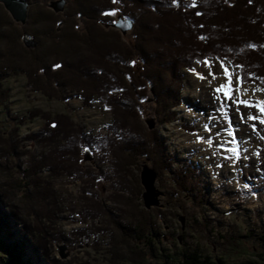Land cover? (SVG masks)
<instances>
[{
  "label": "trees",
  "instance_id": "trees-1",
  "mask_svg": "<svg viewBox=\"0 0 264 264\" xmlns=\"http://www.w3.org/2000/svg\"><path fill=\"white\" fill-rule=\"evenodd\" d=\"M28 1L42 5L40 12L31 11V18L36 17V14L44 18L41 13L47 14L48 9L43 3L45 0ZM68 1L63 16L59 17L53 12L47 14L54 17L52 27L47 30L39 28L35 21L31 23L32 19L25 26L21 25V28H18L19 24L14 23L10 17L0 18V106L6 105L9 95V89L1 87L4 81L9 76L24 73L32 91L44 93L48 98L56 96L58 99L66 97L65 94H71L80 97L88 106L100 102L110 108L113 115V122L107 126L109 135L105 137L100 134L102 136L100 142L91 135L87 138L81 127H76L74 120L69 116L64 117L61 127L58 120L48 122L43 129L29 135L35 141V145H39L36 149L40 152L39 158L34 161L37 154L32 153L33 161H26L28 169L25 165L24 167L20 165L19 169L10 172L7 161L4 162L3 159L7 160L14 156L20 158L21 154L26 157V152L17 150L16 144L18 142L22 144L24 137L17 138L14 134L15 139L11 141L8 134L4 135L7 132L0 127L5 141L9 143V150L3 147L0 149V180L4 174L13 178L18 176L19 179L11 184L13 192L4 196L12 203L0 202L5 203V208L14 211L15 214L22 213L29 223L28 226L31 225L27 228L28 232H31V229L35 232V234L31 232L35 240L39 238L51 246L50 236H56L54 232H49L53 221L50 219L48 222V218L50 212L52 214L53 211L58 212V207L53 209L56 205L54 202L52 206L40 205L42 200L47 201L50 196L49 188L42 185L40 177V170L43 169L41 164L45 160L50 162L53 172H58L64 166L66 156L64 158L63 155L66 151L73 153L74 158L76 157L75 164H78L81 147L94 144L102 146L106 142L111 153L114 152L112 156L117 160L113 161V164L121 177L117 184L122 190L128 188L123 181H126V176L131 171L129 166L141 167L142 159L152 160L155 171L158 175L164 176L169 174L166 172L168 164L172 166L176 159L165 146L159 128H155L154 125L149 128L150 125H146L142 118L141 104L148 100L145 93L149 85L154 88L158 117L160 119L168 117L171 121L174 112L170 109L182 99L180 83L184 78V70L193 69L195 63H203L217 57L219 61L239 69L243 82H257L264 78V0ZM118 6L126 17L135 22L132 42H127L117 29L107 24L108 21H112L108 14ZM206 16L210 18V33L196 32L197 25L204 29L207 27V24L202 22ZM80 20L85 21L83 29ZM60 23L62 33L56 29ZM3 25L12 31V38L6 36V31L3 32ZM48 31L49 34L46 33ZM23 32L29 33L26 34L29 47H24L18 40ZM190 34L193 37H190ZM66 36L69 41L65 40L62 43L58 41L64 40ZM49 37L51 39H48ZM6 43L9 47L11 45L8 51L5 50ZM67 53L77 58L69 59V63ZM45 54H49L52 59L45 61ZM22 58L23 63L20 62ZM178 83L180 85L176 89ZM71 95L67 98L70 99ZM32 111L34 110H31L30 117L39 110ZM130 124L132 129H129ZM10 136L12 137V134ZM66 137L73 142L74 147L71 149H69L71 141ZM32 151L34 150H29L30 153ZM129 157L133 158V161H130ZM170 172L175 173L174 176H170L172 182L178 188H185L188 175L195 172L194 163L186 159L181 160ZM35 175L32 182L31 177L33 179ZM138 178L136 177V183L130 187L134 193L139 190ZM141 193L142 187L132 202L130 197L127 199L126 195L115 193L112 200L122 205L119 208V215H114L113 210L109 212L106 210L110 220H106L107 224L112 222L115 225L116 233L113 232L109 237L114 254L118 250L121 251L117 245L119 244L131 248L129 256L133 264H147L149 260L160 264H264V257L257 252L254 254L257 256L256 259L230 262L223 256H212L197 243L192 245L186 241L179 249L163 247L165 237L158 234L155 227L160 220L161 222L166 220L168 214L162 212L160 208L152 210L144 208ZM119 196L121 197L118 199ZM204 200L205 198L202 203L200 202V205H204L201 206L199 213L209 210ZM42 210H46L47 213H42ZM194 210L197 209L193 208ZM4 215L7 217L9 214ZM41 219L47 222V226L40 223ZM191 220V227L204 230V221L198 217H191ZM73 233H78V230H73ZM91 236L92 232H87L79 240L81 242ZM56 238L63 243L68 241L61 233ZM221 238L223 239L221 246L225 248L241 243V240L232 238L231 235ZM254 240L258 247L264 248V232ZM71 243L69 239L68 244ZM4 247L0 242L1 252L6 249ZM1 257L0 264H14L8 257L3 256L2 259ZM123 258L122 264H127L128 259L124 255Z\"/></svg>",
  "mask_w": 264,
  "mask_h": 264
},
{
  "label": "rangeland",
  "instance_id": "rangeland-1",
  "mask_svg": "<svg viewBox=\"0 0 264 264\" xmlns=\"http://www.w3.org/2000/svg\"><path fill=\"white\" fill-rule=\"evenodd\" d=\"M52 1L43 2L48 8L47 14L53 12L59 17L63 16L69 1L67 0L65 8L60 11L51 7ZM40 6L42 5L30 1L26 22L20 24V21L15 22L10 11L0 1V18L10 17L14 23L19 24L18 28H21V25L25 26L32 19L31 23L35 21L42 30L50 29L54 21L51 14L47 15L43 12L41 14L44 18H41L35 12L36 17L31 18V11L40 12ZM108 16L112 21H108L107 24L112 28H115L114 24L120 16L126 17L119 6ZM84 22L81 21L82 29ZM202 22H205L207 27L204 29L197 25L195 31L210 33V18L206 16ZM134 27L133 20L131 30L122 33L119 29H115L127 42H132ZM56 29L57 32L62 33V24H57ZM2 30L6 31V36L12 38V31L9 28L3 25ZM26 34L29 33L23 32L18 40L24 47H29V42L24 38ZM190 37L193 36L190 34ZM65 40L69 41L68 36L58 41L62 43ZM17 43L20 46L18 41ZM7 46L6 43V51L11 49V45ZM66 58L69 62V59H76L77 56L71 57L67 53ZM51 59L49 54H45V61ZM20 62L23 63L24 58ZM174 77L176 78L175 74ZM7 78L1 86L9 89V95L6 105L0 106V127L7 132L4 135L8 134L11 141H14L15 135L17 138L24 137L22 143L24 146L20 142L16 143L17 150L27 154L26 157L21 154L20 158L15 156L7 160L4 158L3 161H7L9 165V172L19 169L20 165L22 167L25 165L28 169L26 161H33L32 153L37 154L34 161L39 158L40 152L36 150L39 145H35V141L29 135L43 129L48 122L58 120L61 127L64 117L69 116L74 120L76 127H81L87 138L91 135L100 142L103 135L105 137L109 135L107 126L113 122V115L110 108L100 102L88 106L80 97L71 94H65L66 97L62 99L56 96L48 98L44 93L32 91L24 73ZM179 83L176 84V89L182 84V99L170 109L174 112L171 121L168 117L162 119L158 117L152 85L148 86V91L145 93L148 100L140 103L142 118L146 125L159 128L165 146L176 159L172 166L168 164L166 172L169 174L160 176L157 173L156 179L157 188L164 194L159 196L160 205L154 208H160L162 212L168 214V218L163 222L160 220L161 223L157 222L155 227L157 233L165 237L163 247L179 249L187 241L192 245L197 243L212 256H223L230 262L256 259L257 256L254 255L256 252L264 257V248L258 247L254 240L264 232V78L257 82H243L239 69L215 57L203 63H195L193 69L184 70L183 81ZM70 95V99L67 98ZM31 110L39 111L30 117ZM131 127L130 124L129 129H132ZM2 135L3 133L0 132V149L3 147L9 150V143ZM70 141L72 144L69 143V149L73 146L72 140ZM76 148L80 150L78 146ZM29 150L34 151L30 153ZM112 154L114 152L111 153L109 145L104 142L102 146L94 144L81 147L78 164H75L76 157L74 158L73 153L66 151L63 155L64 158L66 156L64 166L58 172L52 171L47 160L41 164L42 185L49 188L50 196L47 201L42 200L40 205L52 206L53 202L56 204L53 209L58 207V212L53 211V214L50 212L48 218V222L50 219L53 221L49 232H54L56 237L61 233L68 240L65 241L66 243L52 236H50L52 246L39 238L35 240L36 238L33 237L35 232L32 229L33 234L28 232L27 228L31 225L28 226L29 223L22 213L17 215L14 211L5 208V203L0 202V206L4 207V209L0 207V210L9 214L5 216L9 219L6 220L12 223L9 224L22 235L24 244L33 253L38 254L41 261L51 264H122L124 255L128 259L127 264H133L129 256L131 249L129 246L117 244L121 251L118 250L116 254L113 252L109 237L113 232L116 233L115 225L112 222L107 224L106 220L110 221L107 211L113 210L114 215H119V208L122 205L112 200L115 193L119 192L126 195L127 199L130 197L131 202L135 201L142 185L140 182L139 190L135 193L130 189L131 185L136 183V177H139L140 181L144 163L150 167H154V164L150 159H142L140 169L130 165L131 171L126 176V181H123L128 188L122 190L117 184L121 177L113 164V161L117 160ZM68 158L70 160L67 161ZM185 159L194 163L195 172L188 175L185 188H178L170 179L175 173L172 174L170 171ZM130 161H133V158H130ZM35 177L36 175L33 179L31 177L32 182ZM1 178L0 201H9L4 196L13 192L11 184L19 181L18 176L13 178L4 174ZM202 198H205L209 210L199 213L201 206L204 205H200V202H203ZM193 208L197 210L193 211ZM42 213L46 214L47 211L42 210ZM191 217H198L204 221V230L191 227ZM39 221L47 226V222L43 219ZM73 230H78V233L72 234ZM87 232H92V236L80 242L79 239ZM225 235H231L232 238L241 240V243L222 247L221 237ZM69 239L71 244H68ZM61 246H64L62 252L64 257L60 253ZM0 256L1 259L3 256L10 258L4 249L3 252L0 251ZM139 258L141 262V257ZM146 263L160 264L150 260Z\"/></svg>",
  "mask_w": 264,
  "mask_h": 264
},
{
  "label": "water",
  "instance_id": "water-1",
  "mask_svg": "<svg viewBox=\"0 0 264 264\" xmlns=\"http://www.w3.org/2000/svg\"><path fill=\"white\" fill-rule=\"evenodd\" d=\"M0 1L3 2L6 9L10 11L13 19H15L16 21L19 20L22 23L26 22L30 7V2L28 0ZM66 3L67 0H53L51 3V7L56 11H60L65 8ZM114 27L119 29L122 33H125L127 30H131L133 28V20H131V18L129 17L123 18L122 16H120L118 18V21L114 24ZM24 38L25 41L28 42V38L26 35L24 36ZM149 127L152 128V125H150ZM156 179L157 172L155 171V169L144 163L140 173V182L143 187V204L147 209H152L159 206V196L164 194L163 191L157 188ZM6 219L8 218H6L2 210H0V242H2V244L6 247L7 250H5L7 254L10 255V261L14 264H51L41 261L38 257L39 255L33 253L31 249L24 244L23 239L21 238L22 235H20L19 232L12 228V223L8 222ZM63 249L64 246H61L60 253L64 257V254L62 253Z\"/></svg>",
  "mask_w": 264,
  "mask_h": 264
},
{
  "label": "bare ground",
  "instance_id": "bare-ground-1",
  "mask_svg": "<svg viewBox=\"0 0 264 264\" xmlns=\"http://www.w3.org/2000/svg\"><path fill=\"white\" fill-rule=\"evenodd\" d=\"M14 20H15V19H14ZM18 21H19V20H17V21L15 20V22H18ZM20 22H21V21H20ZM21 24H23V23L21 22ZM20 215H21V214H20Z\"/></svg>",
  "mask_w": 264,
  "mask_h": 264
}]
</instances>
